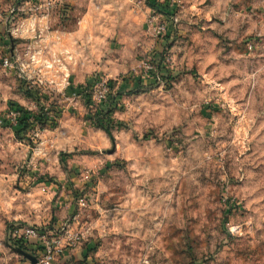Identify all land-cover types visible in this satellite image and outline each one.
I'll list each match as a JSON object with an SVG mask.
<instances>
[{
  "label": "rangeland",
  "instance_id": "rangeland-1",
  "mask_svg": "<svg viewBox=\"0 0 264 264\" xmlns=\"http://www.w3.org/2000/svg\"><path fill=\"white\" fill-rule=\"evenodd\" d=\"M159 1L177 7L164 45L147 0H0V120L79 114L0 126V264H32L15 223L80 236L54 264H264V0ZM156 54L169 79L150 87ZM77 58L82 84L145 86L97 116L88 85L65 99Z\"/></svg>",
  "mask_w": 264,
  "mask_h": 264
},
{
  "label": "trees",
  "instance_id": "trees-1",
  "mask_svg": "<svg viewBox=\"0 0 264 264\" xmlns=\"http://www.w3.org/2000/svg\"><path fill=\"white\" fill-rule=\"evenodd\" d=\"M14 1H15L16 5H19L20 3L26 2L29 0H14ZM147 3H148V6L150 7V9L152 11H154V13L162 16L169 24L167 27V32L161 38L162 41L160 42L162 45H164V42H163L164 37H166L164 41H165V43H167L168 40L176 32L173 20H174V17L176 15L177 7L170 4L168 1L161 3L159 0H147ZM158 54L154 55L153 56L154 58L152 60V65L154 67H156L157 73L154 75V77L151 80H148L150 87L157 84L158 79H160L161 82H166V83H168V79H169V77L166 76V72L164 70L165 66L163 65V63H161V62H160V64L158 63V59L160 58ZM134 79H133V82L137 83L136 88H130L129 89L127 87L126 83L123 82L120 85L118 92L114 95L111 94L109 96L108 101L105 104L100 105L101 110L99 108V110L96 112V115L97 116H103L106 119L111 118L113 116V114L115 113V111L118 109V107H119L118 105L121 103L122 97L124 95H133V94H136L137 92L141 91L143 89V86H145L144 82L141 80V78H136L137 80H134ZM91 84H92V82H91ZM91 84H88L86 89L82 88L79 91V95L89 105L91 104V100H90L91 97L87 94V90L91 88ZM110 87H111V90H114L115 84L113 82H110ZM27 95L33 99L38 98L36 93H33V91L27 92ZM52 109L53 110L47 111V113L35 116V115L31 114L30 112L24 110L22 107L14 106L11 108L10 111H16L20 114V118L18 119L17 126L11 127L9 124L6 123L3 125V127L13 129V131H15V133L18 137L29 136L32 129H34L35 124H39L41 126H46V127L51 124L49 122L50 120H49V116H48V114L50 112L53 113V115L56 119L59 118L61 112L58 111L57 109H54V108H52ZM52 126H55V124H53ZM103 129H106V128L103 127ZM106 131H107V129H106ZM13 227H15L14 229H16V230H20L22 228V226L18 223L13 224ZM15 243H16V246H17L19 253L20 252H26L30 255L35 254V250L37 248L36 242L33 241V242H30L29 244H25L22 241H16Z\"/></svg>",
  "mask_w": 264,
  "mask_h": 264
},
{
  "label": "built area",
  "instance_id": "built-area-1",
  "mask_svg": "<svg viewBox=\"0 0 264 264\" xmlns=\"http://www.w3.org/2000/svg\"><path fill=\"white\" fill-rule=\"evenodd\" d=\"M49 1L47 6L50 7L53 2H57L58 0H43ZM35 3L36 0H29L26 3ZM162 31V30H161ZM164 33L162 34L159 32L160 37H163L167 32L164 28ZM4 66L6 68H11L10 60L6 58L4 61ZM146 69H153L152 66ZM158 81L161 82L160 79ZM88 92V91H87ZM92 96L93 102H96L98 105L105 104L109 96L112 94L114 95L113 90L110 87V81L105 79H98L95 78L91 84V88L89 89ZM20 118V114L16 111H9L5 118L0 120V126L4 124H9L11 127L17 126L18 119ZM47 227V226H46ZM46 227L43 228H33V227H25L21 228L20 230L15 231V237L17 241H22L25 244H29L30 242H36L37 248L35 250V258L37 259V264H54L56 258H58L64 251L68 248H73L78 241H80V236L76 235H69L68 233L66 236L60 237L58 240L52 241L49 243L46 241L49 233L59 231L58 228L47 229Z\"/></svg>",
  "mask_w": 264,
  "mask_h": 264
},
{
  "label": "crops",
  "instance_id": "crops-1",
  "mask_svg": "<svg viewBox=\"0 0 264 264\" xmlns=\"http://www.w3.org/2000/svg\"><path fill=\"white\" fill-rule=\"evenodd\" d=\"M74 65H75L74 68H76V70L72 71V73L67 76L66 81H65L66 85H65V94L64 95H65V99L67 101L68 100L74 101L72 99L78 97L77 94L79 91V86H81V85L83 86V84H86V85L91 84V82H93L95 79L93 77L84 78L83 84H82V82H81L82 77L79 79V68L77 67L79 65V58L76 59V62ZM85 80H86V82H85ZM127 87L128 88H136L137 83L131 82L130 84H127ZM73 107H72L73 111L71 109V106H68L67 109H62V110L57 109L58 111L61 112L59 118L57 119V122L51 123L49 126H47L45 131L48 130L49 134H54V133H52V131H54V130L58 131L59 130V132H60V129H62V127H66L67 125L70 126V124H72L73 122L78 121V118L74 117V116H77L79 114L76 113V110L74 111V109L76 107H74V108ZM53 124H55V126H52ZM57 124H59V125L56 126ZM67 147H71V144ZM77 149L79 150V146ZM74 163H76V162H74Z\"/></svg>",
  "mask_w": 264,
  "mask_h": 264
},
{
  "label": "water",
  "instance_id": "water-1",
  "mask_svg": "<svg viewBox=\"0 0 264 264\" xmlns=\"http://www.w3.org/2000/svg\"><path fill=\"white\" fill-rule=\"evenodd\" d=\"M20 254L21 256L29 260L32 264H37V259L33 255H30L26 252H20Z\"/></svg>",
  "mask_w": 264,
  "mask_h": 264
}]
</instances>
